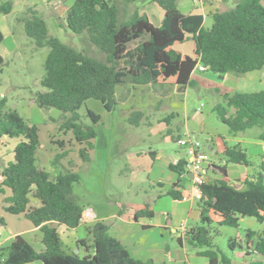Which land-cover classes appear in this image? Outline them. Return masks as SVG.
<instances>
[{"label": "trees", "instance_id": "obj_1", "mask_svg": "<svg viewBox=\"0 0 264 264\" xmlns=\"http://www.w3.org/2000/svg\"><path fill=\"white\" fill-rule=\"evenodd\" d=\"M131 1L135 0H74L66 10V28L73 34L83 35L82 39L100 57L85 49L77 51L50 36L45 21L32 8L27 9L22 20L24 32L34 45L48 48L44 75L39 81L45 91L34 94V103L41 109H55L62 114L59 129L71 133L73 141L80 146L78 154L82 162L89 160L92 141L97 136L95 127L101 120L88 109L84 116L79 115L87 100L99 101L111 112L120 101L115 94L118 86L122 89L127 85L154 89L166 85L189 87L194 84L191 75L198 64L219 77L229 73L243 75L264 67V0H238L231 9L209 14L212 21L209 28L203 27L202 15L183 14L176 0H153L163 11L161 25L155 27L145 14L129 9ZM11 9L10 1L0 4L3 14L10 13ZM2 39L0 32V42ZM187 40L192 43V56L174 49ZM213 111L233 137H240L253 128L264 129V90L224 93L222 103L214 106ZM136 115L142 114L136 112ZM129 122L138 124L131 117ZM19 137L22 140L14 147L13 161L0 169V197L9 192L2 206L0 200V225H5L1 211L22 215L38 228L43 250L37 252L23 235H16L9 245L0 246V264H152L151 260L131 257L109 233L105 221L84 226L85 237L76 239L73 247L66 245L58 228H51L50 224L57 222L68 230L82 224L84 209L73 195L79 175L72 162L56 176L40 169L36 165L37 127L17 111L8 109L5 98L1 97L0 144L5 138ZM259 139L264 141V132L259 134ZM65 155L56 156L54 163ZM222 155L225 163L210 165L213 178L201 186L202 197L197 204L200 224L185 232V241L198 248L197 254L205 257L208 264H230L212 244L214 224L236 228L243 217L264 222V161L237 186L228 179L227 165L248 168L252 166L251 158L240 143L228 146L224 142ZM186 165L184 158L169 165L177 175V182L167 192L173 200L183 197L175 188L180 178L185 177ZM32 202L38 205L32 206ZM152 216L145 205L133 218L137 221ZM178 243L183 245L181 239ZM244 244L246 256L264 258V232L255 235L248 231ZM228 246L241 248L232 239Z\"/></svg>", "mask_w": 264, "mask_h": 264}, {"label": "rangeland", "instance_id": "obj_2", "mask_svg": "<svg viewBox=\"0 0 264 264\" xmlns=\"http://www.w3.org/2000/svg\"><path fill=\"white\" fill-rule=\"evenodd\" d=\"M12 3L11 12L3 14L0 12V98L4 97L8 109L17 113L29 124L35 125L38 130L39 148L36 153V165L56 176L68 167V162L74 164V171L79 175V182L73 186V195L77 203L84 209L82 224L75 230L61 229L62 241L73 247L71 236L77 239L85 237L84 226L94 222L102 221L106 215L130 207H140L145 201L155 196L156 190L143 180H131L128 174L119 173L126 166L128 156L131 153H147L149 150L158 152L162 161H157V166L167 159L176 161L184 154L176 142L166 133L167 123L170 127H183L187 124L198 141L202 150L211 160L222 166L225 161L223 155L217 158L208 150L210 145H216L219 139L226 145L232 146L240 143L251 158L252 166L246 168L247 176L257 171L260 161H264V141L259 139V134L264 129L253 128L246 131L240 137H233L227 127L222 124L215 112L214 106L222 103L224 93L234 92H256L264 90V67L259 71L249 72L243 75L232 73L219 77L210 71L199 72L195 69L191 75L194 81L192 86L179 88L175 86H164L151 88L141 87L132 105L142 110V115L137 116L133 111H122L114 109L107 112L99 101L89 99L85 106L78 111L84 116L86 109L101 116L96 125L97 133L93 142V149L89 152V160L82 162L79 158L78 146L72 139L70 132L60 130V118L62 114L55 109H41L34 103V94L37 91H45L40 87L39 81L44 75V60L48 54V48H37L33 41L24 32L23 18L28 8L36 10L45 21L48 34L57 38L61 43L70 46L77 51L87 50L94 57H100V53L86 44L83 35L73 34L66 28L65 12L74 0H0ZM150 1V0H144ZM238 0H217L213 7L217 10H228L235 6ZM199 4V3H198ZM190 0H184L179 7L183 13L185 8L193 7ZM200 7V6H199ZM206 7V6H205ZM211 19L207 20V27ZM153 23H156L153 21ZM182 53L191 54L192 43L190 40L175 47ZM120 103L128 97V93L122 92V87L116 88ZM141 90V91H139ZM145 99V101H143ZM166 101H165V100ZM148 102V103H146ZM173 102V106L170 105ZM150 105L154 107H150ZM141 106V107H139ZM149 106V107H148ZM136 110V109H135ZM137 121L132 125L129 118ZM166 120V121H165ZM168 120V121H167ZM202 121L204 130H201ZM22 138H5L0 144V168L13 161L14 147ZM58 142H63L60 146ZM224 145V143H223ZM66 153L54 163L56 156ZM215 157V158H214ZM205 166V165H204ZM228 178L235 185L242 181L238 178L242 168L235 164H228ZM1 206L3 197H0ZM172 200L162 202L160 209H170ZM198 200L193 198V212L186 219L185 227L188 229L199 225L196 218ZM187 207L188 204H180ZM158 211V210H156ZM185 217V212H183ZM5 225H0V243L10 231H25L30 222L23 216H14L2 211ZM107 223L112 221L108 218ZM5 230V231H4ZM260 234L264 232V222L260 223L251 217L240 218L236 228L212 226V244L223 253L230 264H248L251 261L264 264V258L257 255L246 256L244 238L248 232ZM136 233V231H134ZM37 233L24 232L23 237L37 251L43 250L40 242L36 241ZM134 248L130 255L143 261L148 259L152 264H207L205 257L197 254L198 248L190 245L187 241L181 246L174 235L163 228H151L142 231L140 228L133 234ZM229 239L236 241L241 246L230 249ZM8 245V244H7ZM141 245V247H140ZM75 250V249H74ZM79 255H83L80 251ZM30 264H39L33 262Z\"/></svg>", "mask_w": 264, "mask_h": 264}, {"label": "crops", "instance_id": "obj_3", "mask_svg": "<svg viewBox=\"0 0 264 264\" xmlns=\"http://www.w3.org/2000/svg\"><path fill=\"white\" fill-rule=\"evenodd\" d=\"M191 1V0H190ZM184 0H178L177 6L178 8L183 4ZM192 2V1H191ZM193 3V2H192ZM217 3V0H200L199 4L198 3H193V7L190 9L185 8L186 11L183 12V14H199L203 16V27L204 28H209L211 26L212 21L210 22V26L207 27L206 23L208 19L210 18L211 13L214 12H223L226 11L224 9L217 10L213 7V5ZM200 6V7H199ZM206 6V7H205ZM129 9H137L140 14H145L146 17L148 18L149 22L155 26L158 27L161 25L162 19H163V11L154 3L153 0L150 1H144V0H135L134 2H130ZM180 10V9H179ZM155 21L156 23H153ZM177 45L174 46V49ZM176 50V49H175ZM179 51V50H176ZM181 52V51H180ZM188 56H192L191 54L184 53ZM196 69V68H195ZM223 76H226L223 75ZM167 86V85H166ZM145 87V86H130L127 85L126 88L122 89V92L125 91V93H128V97L124 99L121 103L118 102V104L115 106L114 109H120L122 111H135V112H141L142 110L138 109L135 105H132L133 100L135 99L136 96L138 95H144L145 97L147 96L144 92L142 93H137L139 88ZM148 87V86H146ZM164 87V86H163ZM181 88L182 86H175ZM186 89V87H183ZM141 91V90H139ZM137 93L136 96H133V93ZM116 97H119V94L117 90H115ZM165 100V99H164ZM145 101V99H143ZM166 101V100H165ZM148 103V102H146ZM170 105L173 106V102H170ZM141 107V106H139ZM149 107V106H148ZM150 107H154L150 105ZM136 109V110H135ZM155 109V107H154ZM108 112V111H107ZM100 116V115H99ZM101 118V116H100ZM166 121V120H165ZM168 121V120H167ZM167 128H166V133L164 135L170 136L175 142L177 139L182 137L185 133H189L193 136L194 133L188 129L187 124H185L182 128L179 126H174L170 127V123H167ZM200 124L202 125L201 130H204V126L202 121H200ZM224 142H222L221 139H219V142H216V145H210L208 147L209 152L211 155L215 156L216 158L220 155H222L223 149H224ZM93 144V142H92ZM214 157V158H215ZM186 158V152L184 150V154L182 157H179V159ZM179 159L176 161H171V159H167L163 161L164 163H160L159 166H157L156 162L157 161H162V156L158 152H154L149 150L147 153H131L127 161L125 163L124 169L119 172L128 174V177L131 180H143L148 182L150 184V187L155 190V196L151 197V199L145 201V203L140 206V207H130L126 210H119L117 212H112L110 215H106L103 218H106L102 221L108 220V218L112 219L110 222H106L109 225V233L115 237L117 240L121 242V244L130 252L131 248H134V242L133 240V234H136L139 228L142 231L151 229V228H163L166 231H168L170 234L174 235L177 242L178 239H181L182 244L185 242V234L182 233L181 231V226L185 228V232L188 230L187 227H185V222L186 219L190 216V212H193L192 208V202H193V191H192V181L189 175L185 177L180 178V182H178V187L175 188L176 191H181L182 192V199L181 200H173L167 195V192L171 188V186L177 182V175L172 172L169 169L170 164H175ZM214 160V159H213ZM213 160L210 159L211 165H215ZM218 166V164H217ZM242 167V166H240ZM1 169V168H0ZM242 173H239V180L243 181L244 179L248 178L250 175L247 176V169L244 167L242 168ZM228 172V168H227ZM229 176V174H228ZM213 178V175L210 171V168H208L207 176H206V181L211 180ZM229 179V178H228ZM235 184V183H234ZM241 184V183H240ZM238 184L237 186H240ZM9 196V192L6 191L5 195L2 196L7 197ZM167 199L172 200V207L170 209H160V205L162 202L166 201ZM180 204H188L187 207L184 205ZM32 206H37V202H32ZM145 205L149 207V210L152 212L153 216L151 218L147 217H142L139 218L137 221L134 220L133 215L134 213L142 209ZM158 210V211H156ZM198 206H197V212L196 218L199 220V211H198ZM185 212V217L184 213ZM1 216H2V211H1ZM22 216L18 215L17 217ZM83 218H84V211H83ZM215 221H217V218H214ZM58 232L61 229H65L63 226H58ZM38 228H35L32 224L26 228L25 231H10L7 233V236L2 240L0 243L1 247L9 245L10 242L12 241L13 237L16 235H23L24 232H33L37 233L36 236V241L40 242L39 240V235L37 232ZM5 231V230H4ZM136 231V233H134ZM60 233V232H59ZM3 235V232L0 233V237ZM73 242L77 239L76 237L71 236ZM141 247V245H140ZM136 259H140L136 258ZM141 260V259H140ZM149 260V259H148ZM41 264V263H39ZM208 264V262H207Z\"/></svg>", "mask_w": 264, "mask_h": 264}, {"label": "built area", "instance_id": "obj_4", "mask_svg": "<svg viewBox=\"0 0 264 264\" xmlns=\"http://www.w3.org/2000/svg\"><path fill=\"white\" fill-rule=\"evenodd\" d=\"M191 1L193 3L200 2V0ZM196 69L199 72L206 70V68L201 64H198ZM176 144L180 148H183L186 152L187 165L184 176L187 177L191 174L193 197L199 200L202 197L201 186L206 181L208 168L211 165L210 158L202 150L201 143L198 141V139L189 133H185L182 137L177 139ZM181 231L183 234H185V228L183 225L181 226Z\"/></svg>", "mask_w": 264, "mask_h": 264}, {"label": "water", "instance_id": "obj_5", "mask_svg": "<svg viewBox=\"0 0 264 264\" xmlns=\"http://www.w3.org/2000/svg\"><path fill=\"white\" fill-rule=\"evenodd\" d=\"M177 2H178V0H176L175 1V4L177 5ZM189 177L191 178L192 176H191V174L189 175ZM59 226V224L57 223V222H53V223H51L50 224V227L51 228H57ZM39 240L41 241V238H39ZM77 252V251H76Z\"/></svg>", "mask_w": 264, "mask_h": 264}]
</instances>
